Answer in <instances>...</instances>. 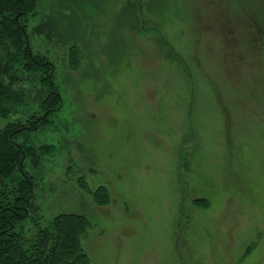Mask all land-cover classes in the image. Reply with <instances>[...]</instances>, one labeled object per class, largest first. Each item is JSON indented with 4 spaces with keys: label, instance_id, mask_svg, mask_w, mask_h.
I'll list each match as a JSON object with an SVG mask.
<instances>
[{
    "label": "rangeland",
    "instance_id": "rangeland-1",
    "mask_svg": "<svg viewBox=\"0 0 264 264\" xmlns=\"http://www.w3.org/2000/svg\"><path fill=\"white\" fill-rule=\"evenodd\" d=\"M40 3L42 222L87 218L91 264H264V0Z\"/></svg>",
    "mask_w": 264,
    "mask_h": 264
},
{
    "label": "trees",
    "instance_id": "trees-1",
    "mask_svg": "<svg viewBox=\"0 0 264 264\" xmlns=\"http://www.w3.org/2000/svg\"><path fill=\"white\" fill-rule=\"evenodd\" d=\"M40 9V0H0V264H91L81 246L87 218L60 213L44 224L35 193L55 152L36 137L62 108L54 65L29 42L31 28L50 40L47 21L31 27ZM75 54L72 45L70 61Z\"/></svg>",
    "mask_w": 264,
    "mask_h": 264
}]
</instances>
